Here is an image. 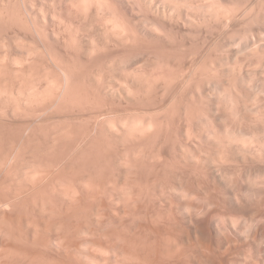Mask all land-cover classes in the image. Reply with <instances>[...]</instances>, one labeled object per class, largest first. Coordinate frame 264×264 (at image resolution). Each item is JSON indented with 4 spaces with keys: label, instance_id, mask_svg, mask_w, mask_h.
I'll use <instances>...</instances> for the list:
<instances>
[{
    "label": "rangeland",
    "instance_id": "1",
    "mask_svg": "<svg viewBox=\"0 0 264 264\" xmlns=\"http://www.w3.org/2000/svg\"><path fill=\"white\" fill-rule=\"evenodd\" d=\"M68 1L0 0V264H146L141 256L159 262L171 250L177 255L175 264H264V0H216L218 6L224 5L219 8L221 16H228L224 18L229 27L214 30L213 35L198 29L196 38L193 30L187 33L182 25L170 22L171 26L166 20L167 26L161 20L163 31H144V21H138L142 16L118 4L126 10L121 17L138 16L131 24L127 20L130 28L138 23L134 33L141 29L136 38L133 27L128 28L134 42L129 48L138 55L127 53L123 43L116 44L119 49L111 43L121 54L109 45L122 67L131 63L129 67L138 71L120 82L117 77L96 76L102 60L101 55L92 56L89 37L94 33L98 43L106 37L98 24L102 30L94 25L95 32L86 29L85 22L82 26L81 9ZM91 2L86 3H95ZM190 2L195 7L206 0ZM67 26L69 32L81 30L72 31L80 36L78 41L68 35ZM163 32H172V37L161 38ZM186 33L193 34V45ZM143 36L154 38V45ZM155 36L165 46H159ZM173 36L180 37L179 42L187 40L186 49H192L181 45L183 49H175L178 42ZM71 40L77 44L72 46ZM140 45L148 46L149 53ZM179 50L191 53L183 56ZM158 56L169 58L161 60L167 66L159 64ZM93 58L100 65L93 67L94 60L89 61ZM141 59L147 62L140 63ZM186 66L198 71L192 85L184 80L191 70ZM162 74H168L169 81ZM150 75L162 78L154 86L157 78ZM139 78L151 80L150 84ZM199 78L202 83L197 84ZM170 79L181 81L171 80L177 84L175 90ZM236 140L248 143L238 146ZM155 181L160 183L158 189L153 187Z\"/></svg>",
    "mask_w": 264,
    "mask_h": 264
},
{
    "label": "bare ground",
    "instance_id": "2",
    "mask_svg": "<svg viewBox=\"0 0 264 264\" xmlns=\"http://www.w3.org/2000/svg\"><path fill=\"white\" fill-rule=\"evenodd\" d=\"M66 1H68V0H65V2H66ZM88 1L91 2L90 0H88ZM96 1H97V0H95V1L92 0V2H95V3H93V4H91V5H89L90 3H88V5H87V3H86L87 0H81V1H78V0H69L68 2H70L71 5H70V4H69V5L72 6V8H74V9L77 8V9H76L77 11H78L79 9H81V10H79L78 12H80V14H82V16H79L80 14H77V15L80 17V20H79V21H82L81 19L84 20V21L81 22V23H82V24H81L82 26L86 23L87 26L84 25V26H86V29H88V28H89V29H90V28L93 29V26H94V25H95L96 29H99V30H102V29H103V32H102L101 34H104V36L106 37V38H105L106 40H105V39L103 38V36H102V38L104 39V41H103V42L99 41V43H100V44H99V43L97 42V41H98V40H97L98 38L93 37V34H94V33H93L92 36L90 35V37H89V38H90V42H91V44H92V45H91L92 48L89 47V46L87 45L88 47H87L86 49L88 50V48H89V49L91 48V49L94 50L93 52H91V54L93 53L92 56H96L97 54H98V56L101 55V56H99V57H101V58H99V57L97 56L96 59H97V60L100 59L99 61L102 60L101 62H102L103 64L105 63L104 65H103L102 63H101V65H100V64H99V63H100L99 61H96V63H95L94 58H93V59H89V61L94 60L93 62H94L95 64H93V62H92L93 67H94V65H96L97 63H98L101 67H102V65H103V68L97 66V67H99V68L102 69V70H100V71H101V72H100V71L98 70V68H97V70H98L99 72H97V75H96V74H95V75H96V76H99V77H103V79H105V80H107L106 78H108V77H112V78H116V77H117L118 80H119V82H120V81H122L121 78H122L123 76H127V77H125V78L128 80V78H129L128 76H131L132 74H134V73L137 71V70H136V71L134 72V69H132L133 66H132V67H129V65H130L131 63H130V64L128 63V64H129L128 67H127V65H126V67H122V66H124V64L121 66V65L119 64L120 61L117 62V60H119V55H118V54H115V53H114L115 51H114V52L112 51V49H115V48H116V46H117L116 44H118V43H120V44L123 43V45H122L123 48H124V47H125V48H127V47L129 48L130 45H131V47H133L132 44H130V43H133V45H134V42H130V37H129V36L131 35V34H129V31L131 32L130 29H131L133 26H131V28H130V27H129L130 25L128 26V22H129V21H127V20H129L131 17H130L129 19H128V17H126V16H125V17H126L127 19H125L124 16L121 17L122 14H123L122 12L126 11V10H124L123 8L119 7V6H121V5H122V7H125V8H127V9L131 7V8H130V9H131V12H134V9H135V14H133V15H134V16H135V15H138V16H142V17H140V19H139L138 16H137V17H136L137 19H136V18H133V19H136V20L139 19L138 21L143 20V21H144V24L141 23V21L139 22V23L143 24V26L141 25V27H142V28L144 27V31H145V30L150 31V30L152 29V30H151L152 33H153V30H155V31L157 32L158 29H159V31H160V30L163 31L162 28L165 27L164 25L167 26V23H168V22H169V23L172 22V24H173V23H177V24H179V25H182V27H183L184 29H187V33H188V32L190 33L191 30H193L192 33H194V31H195V30L198 31V29H204V30L207 31V33H212V32H214V30H215V32H216L217 29H218V30L223 29V30H220V31L222 32V31L226 30L227 27H229V26H228V23H230V22L227 23V21H229V20H227L226 17L228 18V16H226L225 14H224L223 16H221L223 10H221L219 7L223 8V6H224L223 3L221 2L223 6H221V5L218 6L216 0H215L214 4H213V1H214V0H213V1H212V0H209L210 3H208V5H207V1H208V0H206V3H204L206 6H204L203 3L199 2L200 5L202 4L203 7H205V8H203V7L201 6V10L199 9V11H200L201 13H200L199 11H196V10L198 9L197 7L200 6L199 4H198L199 6H198L197 4H195V7H194V5H192V6L190 5V6H189V5L187 4L188 1H189V2L191 1L190 3L193 4V3H192V0H188V1H187V0H179V2H178V0H175L174 3H173V1H171V0H117V1L112 0V1H108L107 3H106L107 0H106V1L104 0L105 3H102L101 0H100V1L98 0V1H97V4H96ZM199 1H200V0H199ZM201 1H203V0H201ZM204 1H205V0H204ZM211 1H212V2H211ZM217 1H218V3H219L221 0H220V1L217 0ZM222 1H223V0H222ZM79 2H80V4H81V2H82L83 5H79V4H78ZM92 2H91V3H92ZM109 2H111L110 4H112V2H113L114 5L112 4L113 6H111L110 4H108ZM114 2H116V3H114ZM118 2H119V3H118ZM193 2H194V0H193ZM195 2H196V0H195ZM195 2H194V3H195ZM190 3H189V4H190ZM196 3H198V2H196ZM211 3H212V4H211ZM66 4H67V3H65V5H66ZM85 4H86V5H85ZM94 4H95V5H94ZM115 4H116V5H115ZM118 4H121V5H118ZM209 4H211V7H208V6H210ZM251 4H253V2H252ZM69 5H68V6H69ZM117 5H118L119 8L117 7ZM196 5H197V6H196ZM212 5H213V6H214V5H217L218 8L216 9V7L214 6V7H215V9H214V7H212ZM66 6H67V5H66ZM90 6H91V7L94 6L93 8H95V6H96V8L93 10ZM250 6H252V5H250ZM254 6H255V5H254ZM89 7H90V8H89ZM113 7H115V8L117 7V8H116L117 10H118V9H122L123 11L119 10L120 13H118L119 11L117 12V10H116V9H113ZM192 7H194L195 9H194V8L191 9ZM206 7H207V8H206ZM132 8H133V9H132ZM199 8H200V7H199ZM202 8H203L204 10H206V11L209 9V10H210V12L208 13L209 16H210V15H214L215 17H214V16H212V17L215 19V22H216V20H217V22H216V23L213 22L214 19H212L211 16H210V18H211L212 20H211V19H210V20H207V18H208L209 16H208L207 12L204 11ZM225 8H226V7H225ZM67 9H68V8H67ZM130 9H128V10H130ZM211 9H212V10H211ZM218 9H220L221 11L218 10ZM251 9H252V8H250V10H251ZM71 10H72V9H71ZM136 10H137L138 12H136ZM193 10H195V11H193ZM214 10H217L218 12H217V11H214ZM225 10L229 11L228 9H225ZM246 10H248V9H246ZM68 11H69V10H68ZM73 11H74V10H73ZM81 11H82V13H81ZM115 11H116V12H115ZM203 11H204V12H203ZM213 11H214L215 13H214ZM227 11H226V12H227ZM70 12H71V11H70ZM78 12H77V13H78ZM129 12H130V11H129ZM194 12H195V13H194ZM198 12H199V15H200V16L198 15ZM219 12H220V13H219ZM226 12H225V13H226ZM229 12H230V11H229ZM233 12H234V11H233ZM233 12H232V13H233ZM241 12H242V14H243V12L245 13L244 10H242ZM246 12H247V11H246ZM248 12H249V11H248ZM248 12H247V13H248ZM75 13H76V12H75ZM116 13H118V14L116 15ZM121 13H122V14H121ZM125 13H126V12H125ZM127 13H128V12H127ZM136 13H137V14H136ZM138 13L141 14V15H139ZM196 13H197V14H196ZM223 13H224V12H223ZM232 13H231V14H232ZM239 13H240V12H239ZM68 14H69V13H68ZM72 14H73V13H72ZM219 14H220V15H219ZM226 14H228V13H226ZM237 14H238V13H236V15H237ZM120 15H121V16H120ZM123 15H124V14H123ZM128 15H129V14H128ZM128 15H127V16H128ZM228 15H229V14H228ZM232 15H234V13H233ZM232 15H229V18H230V16H232ZM239 15H241V14H238V16H239ZM78 16H77V18H78ZM129 16H130V15H129ZM220 16H221V18L223 17L222 20H221ZM224 16H226V17L224 18ZM119 17H120V18H119ZM143 17H144V19H142ZM198 17H202V18L199 19ZM206 17H207V18H206ZM234 17H236V16L234 15ZM234 17H231V18H234ZM62 18H63V17H61V19H62ZM73 18H75V17L73 16ZM197 18H198L199 21L201 20L199 23H197L198 21L196 22V19H197ZM133 19H132V20H133ZM225 19H226L227 21H225ZM234 19H235V18H234ZM234 19H233V20H234ZM64 20H65V18H64ZM64 20H63L62 22H64ZM73 20H75V19H73ZM132 20L130 19L129 24L133 23ZM161 20H164V23H165V20L168 21V22L164 24L163 21L161 22ZM223 20H224V21H223ZM242 20H244V18H243ZM242 20H241V22H242ZM263 20H264V19H263ZM204 21H205V24H204ZM207 21H208V22L210 21V22L212 23V25L215 23V24H216V27H214V25L212 26L210 23H209V25H208V24H207ZM72 22H73V21H72ZM76 22H77V21H76ZM83 22H85V23L83 24ZM134 22H135V21H134ZM239 22H240V19H239ZM239 22H238V24H239ZM261 22H262V21H261ZM263 22H264V21H263ZM65 23H66V22H65ZM169 23H168V24H169ZM243 23H244V22H243ZM62 24H63V23H62ZM69 24H72V25H73V23H70V22H69ZM76 24H77V23H76ZM96 24H98L97 26H98V27H101L102 29H101V28H97ZM134 24H135V23H134ZM163 24H164V25H163ZM170 24H171V23H170ZM172 24H171V26H172ZM232 24H233V23H232ZM244 24H245V23H244ZM261 24H262V23H261ZM261 24L259 23L260 27H261ZM67 25H68V24H67ZM78 25H79V24H78ZM78 25H77V26H78ZM132 25H133V24H132ZM137 25H138V23H137ZM137 25H136V26H137ZM201 25H202V26H201ZM203 25H204L205 27H203ZM229 25H230V24H229ZM69 26H71V25H69ZM73 26H75V24H74ZM73 26H71V27L73 28ZM77 26H76V27H77ZM136 26H135V28H136ZM139 26H140V24H139ZM161 26H163V27L161 28ZM169 26H170V25H169ZM171 26H170V27H171ZM196 26H198V27L201 26V27L198 28V27H196ZM233 26H234V25H233ZM235 26H236V25H235ZM237 26H238V25H237ZM239 26H240V25H239ZM239 26H238V27H239ZM76 27H75V28H76ZM87 27H88V28H87ZM95 27H94V29H95ZM137 27H138V26H137ZM173 27H174V26H173ZM182 27H180V28H182ZM202 27H203V28H202ZM262 27H263V25H262ZM67 28H69V27L67 26V27H66V30H67ZM78 28H81V27L78 26ZM78 28H76L77 31L74 29V30L76 31V33L79 31L77 34L81 33V32H80L81 30H78ZM83 28H84V27H83ZM128 28H130V29H128ZM135 28L133 27V29H134L135 31H133V32H131V33L136 32V29H137V28H136V29H135ZM160 28H161V29H160ZM174 28H175V27H174ZM183 28H182V29H183ZM195 28H196V29H195ZM224 28H225V29H224ZM241 28H242V27H241ZM94 29H93V31L95 32L96 29H95V30H94ZM133 29H132V30H133ZM139 29H140V28H139ZM139 29H138V30H139ZM166 29H167V28H166ZM169 29H170V31H171V29H172V31H173V28H168V31H169ZM235 29H237V28H235ZM239 29H240V27H239ZM250 29H251V28H250ZM262 29H263V28H262ZM68 30H69V29H68ZM68 30H67V32H69ZM74 30L71 29V31H70L71 34L74 33V32H72V31H74ZM84 30H85V29H84ZM90 30H91V29H90ZM99 30H97V31H99ZM138 30H137V31H138ZM140 30H141V29H140ZM140 30H139V31H140ZM175 30H177V29H175ZM178 30H179V29H178ZM178 30H177V31H178ZM188 30H190V31H188ZM230 30H231V28H230ZM233 30H234V29H233ZM252 30H253V32H255L254 29H251L250 31H252ZM85 31H87V30H85ZM85 31H83V32H85ZM88 31H89V30H88ZM93 31H92V32H93ZM97 31H96V32H97ZM139 31H138L137 33H139ZM142 31H143V29H142ZM179 31H180V30H179ZM182 31H183V30H182ZM70 32H69L68 35H69L70 37H75L74 42L78 41L77 39H80V38H79L80 36H77L76 34H72L73 36H71V35H70ZM92 32H91V33H92ZM160 32H161V31H160ZM160 32H159V33H160ZM164 32H166V31L164 30ZM164 32L161 33V34H163V35H161V38H162L163 36L166 37L165 34H167V37H169V36L172 37V36H171V35H172V32H171V34H170V32H169V34H168V33H164ZM199 32H201V30H200ZM199 32L197 33L198 35H199ZM204 32H205V31H204ZM204 32H203V35L206 34V33L204 34ZM89 33H90V31H89ZM99 33H100V32H99ZM137 33H134L135 35H132V36H135V37H136V34H137ZM141 33H142V32H141ZM143 33H144V32H143ZM175 33H176V32H175ZM175 33H174V34H175ZM179 33H181V32H179ZM183 33L185 34V31H184ZM187 33H186V36L190 35V34L187 35ZM195 33H196V32H195ZM195 33H194V37H195ZM82 34H84V33H82ZM86 34L89 35L88 32H87ZM144 34H145V33H144ZM144 34H143V35H144ZM148 34H149V33H148ZM156 34H157V33H156ZM177 34H178V33H177ZM184 34H183V35H184ZM139 35L141 36V34H139ZM139 35H138V40H139ZM146 35H147V34H146ZM191 35H192V37H191V36H188L189 39H190V38L193 39V34H191ZM200 35L203 37V39L205 38V37L202 35V32H201ZM211 35H213V33H212ZM211 35H208V36H211ZM218 35H219V34H218ZM76 36H77V38H76ZM95 36H97V34H95ZM109 36H115V38H116L117 40H120V38H121V40H120V41H114V39H115L114 37H112V38H114L113 40H112V39L109 40V38H110ZM144 36H145V35H144ZM144 36H143L142 38L144 39V41H147L148 38H146V40H145ZM147 36H148V35H147ZM177 36H178V35H177ZM177 36H176V37H177ZM184 36H185V35H184ZM205 36H206V35H205ZM67 37H68V36H67ZM83 37L85 38V36H83ZM87 37H88V36H87ZM98 37H99V35H98ZM145 37H146V36H145ZM149 37H150V36H149ZM152 37H153V36H152ZM170 37H169V39H170ZM173 37L175 38V36H173ZM188 37H187V38H188ZM196 37H197V36H196ZM196 37H195V38H196ZM198 37H199V36H198ZM202 37H201V39H202ZM211 37H212V36H211ZM84 38H83V39H84ZM118 38H119V39H118ZM133 38H134V37H133ZM136 38H137V37H136ZM136 38H135V39H136ZM159 38H160V37H159ZM159 38L157 39V37L155 36V39L159 40ZM177 38H178V37H177ZM179 38H180V37H179ZM179 38H178V39H179ZM183 38H185V37H183ZM187 38H186V39H187ZM206 38H207V36H206ZM68 39H69V37H68ZM68 39H67V41H68ZM70 39H73V38H70ZM85 39H86V38H85ZM87 39H88V38H87ZM99 39H100V38H99ZM107 39H108V40H107ZM140 39H141V38H140ZM143 39H142V40H143ZM149 39H150V40H148V41H151V39H154V38H151V37H150ZM163 39H164V37H163ZM166 39H168V38H166ZM166 39H165V40H166ZM175 39H176V38H175ZM178 39H176L178 43L174 42V43H176V45L178 44L177 46L174 44V45L176 46L175 49H177L178 46H179V48H182L183 46H185V49L188 48L187 45L189 44V42H188L187 40L184 39L183 41L180 40V42H179ZM189 39H188V40H189ZM209 39H210V38H209ZM81 40H82V39H81ZM96 40H97V41H96ZM131 40H132V39H131ZM133 40H134V39H133ZM161 40H162V39H161ZM165 40H164V43L166 42ZM172 40L174 41V39H172ZM194 40H195V39H193L192 41L190 40V43L192 44V42H193ZM204 40L208 41L207 39H204ZM211 40H213V37L211 38ZM259 40H260V39H259ZM71 41H72V46H73V43H74V42H73V40H71ZM84 41H85V40H84ZM84 41H83V42H84ZM107 41H109L110 43L107 42ZM135 41H137V40H135ZM169 41H170V40H169ZM173 41H171V42H173ZM181 41H182V42H181ZM185 41H186V43H185L186 45H184V43H183V42H185ZM197 41H199V40H196V43H197ZM202 41H203V40H202ZM202 41H200V42H202ZM80 42H81V41H80ZM129 42H130V43H129ZM137 42H138V41H137ZM137 42H136V43H137ZM141 42H143V41H141ZM141 42H140V43H141ZM151 42H152V41H151ZM153 42H154V40H153ZM153 42L151 43L152 45H154ZM159 42H160V40H159ZM159 42L156 41L157 44H158ZM162 42H163V41H162ZM167 42H168V41H167ZM194 42H195V41H194ZM204 42H205V41H204ZM210 42H211V41H210ZM259 42H260V41H259ZM67 43H69V42H67ZM78 43H79V42H78ZM87 43H88V42H87ZM111 43H112V44L114 43V44L116 45V46L114 45L115 48H112V47H111V46H112ZM140 43H138V44H140ZM149 43H150V42H149ZM149 43H148V44H149ZM169 43H170V42H169ZM196 43H194V44H196ZM202 43H203V42H202ZM205 43L207 44L208 42H205ZM260 43H262V41H261ZM260 43H258V45H259ZM74 44H77V43H74ZM79 44H80V43H79ZM79 44H78L77 46H79ZM110 44H111V45H110ZM138 44H137V45H138ZM148 44H146V45H148ZM160 44L163 45V43L160 42V43H159V46H161ZM165 44H166V43H165ZM198 44H199V42H198ZM206 44H205V45H206ZM251 44H252V43H251ZM66 45H67V44H66ZM69 45H70V43H69ZM80 45H81V44H80ZM109 45H110V47L112 48L111 50H110ZM143 45L145 46V43H144ZM143 45H140L141 48L144 47ZM180 45H181L182 47H181ZM189 45H190V44H189ZM192 45H193V44H192ZM202 45H204V43H203ZM255 45H257V44H255ZM258 45H257V46H258ZM75 46H76V45H75ZM82 46H83V45H82ZM82 46H80V47L82 48ZM114 46H113V47H114ZM135 46H136V45H135ZM140 46H139V47H140ZM148 46H149V45H148ZM148 46H146V48H147ZM155 46H158V45H155ZM159 46H158V47H159ZM163 46H165V45H163ZM163 46H162V47H163ZM167 46H168V45H167ZM167 46H166V47H167ZM170 46H171V44H170ZM196 46H197V45H196ZM200 46H201V45H199L198 48H200ZM249 46H250V45H249ZM84 47H85V45H84ZM117 47H118V46H117ZM119 47H121V46H119ZM119 47L116 48V49H119ZM136 47H137V46H136ZM150 47H151V46H150ZM150 47H149V48H150ZM173 47H174V46H173ZM190 47H191V46H190ZM190 47H189V48H190ZM202 47H203V46H201V48H202ZM251 47H252V46H251ZM253 47H254V46H253ZM69 48H70V47H69ZM76 48H77V47H76ZM128 48H127V49H128ZM137 48H138V47H137ZM137 48H136V50H140V49H137ZM144 48H145V47H144ZM144 48H143L142 50H144ZM146 48H145V50H146ZM152 48L154 49V47H152ZM159 48H160V47H159ZM193 48H194V47H193ZM198 48H197V49H198ZM248 48H249V47H248ZM74 49H75V48H74ZM78 49H79V47H78L76 50H78ZM91 49H90V51H92ZM95 49H96V50H95ZM116 49H115V50H116ZM120 49H121V48H120ZM132 49H133V48H132ZM134 49H135V47H134ZM147 49H148V48H147ZM165 49H166V48H165ZM169 49H173V50H174V48H169ZM182 49H183V48H182ZM191 49H192V48H191ZM191 49H186V50H191ZM72 50H73V49H72ZM83 50H84V49H83ZM124 50H125V49H124ZM124 50H122V52H123ZM149 50H150V49H149ZM155 50H156V49H155ZM167 50H168V48H167ZM173 50H171V51L173 52ZM180 50H181V49H180ZM180 50H179V53H180ZM186 50H185V52H184L185 54L182 52L184 55H186V53L189 52V51L186 52ZM195 50H196V49H195ZM200 50H201V49H200ZM80 51H81V52H80V54H81L83 51H82L81 49H80ZM84 51H85V50H84ZM116 51L118 52L119 50H116ZM120 51H121V50H120ZM120 51H119V52H120ZM129 51H131L130 48H129V50H128L127 53H130ZM132 51H133V50H132ZM132 51H131V52H132ZM150 51H151V50H150ZM158 51H160V49L157 50V52H158ZM161 51H162V48H161ZM161 51H160V52H161ZM163 51H165V50H163ZM174 51H175V50H174ZM176 51H177V52H176V54H177V53H178V50H176ZM119 52H118V53H119ZM125 52H126V51H125ZM133 52H135V51H133ZM141 52H142V51H141ZM144 52H145V51H143V53H144ZM146 52H148V50H146ZM146 52H145V53H146ZM157 52H155V53H153V54H157ZM160 52H159V53H160ZM194 52H195V51H194ZM196 52H197V51H196ZM196 52H195V54H197ZM76 53H77V52H76ZM76 53H75L74 55H76ZM88 53H89V52H88ZM102 53H103V54H102ZM137 53L139 54L140 52H137ZM148 53H149V52H148ZM162 53H163V55H164V54L167 53V52L165 51V53H164V52H162ZM168 53H169V52H168ZM182 53H180V54H182ZM190 53H191V51H190ZM190 53H188V54H190ZM192 53H193V52H192ZM77 54H78V53H77ZM94 54H96V55H94ZM120 54H121V52H120ZM123 54H124V53H122V57H126V56H127V55H125V54H124V56H123ZM135 54H136V52H135ZM138 54H136V55H138ZM146 54H147V53H146ZM172 54L174 55V53H172ZM183 54H182V55H183ZM83 55H84V54H83ZM85 55H86V54H85ZM88 55H89V54H88ZM160 55H161V54H160ZM160 55H159V56H160ZM165 55H166V54H165ZM170 55H171V54H170ZM170 55H168V57H169ZM184 55H183V56H184ZM191 55H192V54H191ZM193 55H194V54H193ZM197 55H198V54H197ZM197 55H196V56H197ZM128 56H129V55H128ZM141 56H145V55H142V54H141ZM148 56H149V55H147V57H148ZM152 56H153L154 58H156V60H157V56H156V55H155L156 57H155L154 55H152ZM159 56H158V57H159ZM178 56H179V54H178ZM178 56H176L175 58H177ZM183 56L180 55V57H182V58H183ZM187 56H188V55H187ZM196 56H194V57L197 59ZM122 57H121V58H122ZM139 57H140V56H139ZM145 57H146V56H145ZM161 57H162V56H161ZM166 57H167V56H166ZM168 57L165 58V59H168V60H169L170 57H169V58H168ZM191 57H192V56H191ZM90 58H91V56H90ZM98 58H99V59H98ZM136 58H138V57H136ZM149 58H150V56H149ZM163 58H164V57H163ZM163 58L161 59V58L159 57V64L161 63V65H164V67H165V66H167V65H165L166 63L164 64V62L161 61V60H163ZM171 58H172V56H171ZM175 58H174V59L172 58V59L175 60ZM186 58H188V57H186ZM128 59H129V58H128ZM128 59H127V62H128ZM134 59H135V58H134ZM152 59H153V58H152ZM172 59H171V60H172ZM189 59H190V61H191L192 58L189 57ZM189 59H188V60H189ZM122 60H125V59H122ZM136 60H137V59H136ZM142 60H143V59L140 60V63L144 62L146 59L143 60V61H142ZM149 60H150V59H149ZM156 60H155V61H156ZM168 60H163V61L166 62V61H168ZM171 60H170V62H171ZM180 60H182L181 62H183V60H185V59H180ZM138 61H139V60H138ZM138 61H137V62H138ZM141 61H142V62H141ZM150 61H151V60H150ZM150 61H148V62H149V65H152V64H150ZM155 61H154V62L152 61V63L154 64ZM160 61H161V62H160ZM192 61L195 62V59L193 58ZM196 61H197V60H196ZM132 62L134 63L135 61H132ZM137 62L135 63V66H137L136 64H139V63H137ZM145 62H147V60H146ZM156 62H158V61H156ZM170 62H169V63H170ZM175 62L179 63V65L182 66V65H181L182 63L180 64L179 60L177 61V59H176ZM162 63H163V64H162ZM167 63H168V62H167ZM189 63H190V62H189ZM189 63H188V62L186 63V61H185V65H186V64L188 65ZM121 64H122V62H121ZM125 64H127V63H125ZM159 64H158L159 67H163V66H161V65H159ZM171 64L174 65V62L171 63ZM190 64H191V63H190ZM193 64L195 65V63H192L191 66H193ZM88 65L90 66V62H89ZM88 65H86V66L88 67ZM92 65H91V68H92ZM145 65H146V64H145ZM155 65H156V63H155ZM169 65H170V64H169ZM175 65H176V64H175ZM175 65H174V66H175ZM179 65H177V66L179 67ZM140 66H141V65H140ZM142 66H143V64H142ZM189 66H190V65H189ZM95 67H96V66H95ZM138 67H139V66H138ZM146 67H147V66H146ZM149 67H150V66H149ZM156 67H157V65H156ZM156 67H155V68H156ZM164 67H163V69H164ZM168 67H169V66H168ZM168 67H167V69L169 70V68L171 67V65H170L169 68H168ZM183 67H184V64H183ZM130 68H131V69H130ZM139 68H141V67H139ZM147 68H148V67H147ZM147 68H145V69H147ZM153 68H154V66H153ZM180 68H182V67H180ZM186 68H189V67L186 66ZM190 68H191V67H190ZM190 68L188 69V71L190 70ZM95 69H96V68H95ZM135 69H136V68H135ZM145 69H144V70H145ZM150 69L152 70V68H150ZM157 69H158V68H156V70H157ZM159 69H160V68H159ZM159 69H158V71H159ZM165 69H166V68H165ZM171 69L174 70V69H176V68H172V67H171ZM194 69H195V66H194ZM91 70H92V69H91ZM93 70H94V68H93ZM93 70H92L91 72H93ZM141 70H142V69H141ZM151 70H150V71H151ZM156 70H155V71H156ZM160 70H162V68H161ZM168 70H167V71H168ZM178 70H179V68H178ZM186 70H187V69H186ZM61 71H62V69H61ZM89 71H90V69H89ZM89 71H88V72H89ZM94 71H96V70H94ZM145 71H146V70H145ZM163 71H164V70H163ZM163 71H162V72H163ZM175 71H176V70H175ZM182 71H184V70H181V73L183 74ZM196 71H197V70H193V67H192L191 70H190V73L187 74V77H186V75H184V74H183L184 76L182 75L183 78L186 77V79L184 78V80H186L188 84H189V82H190V84H191V81L193 80ZM64 72H65V71H64ZM133 72H134V73H133ZM137 72H138V71H137ZM141 72H142V71H141ZM146 72H148V71H146ZM160 72H161V71H159V73H160ZM168 72H170V71H168ZM168 72H167V73H168ZM171 72H172V71H171ZM184 72H185V71H184ZM197 72H198V71H197ZM150 73H151V72H150ZM152 73H153V72H152ZM152 73H151V74H152ZM159 73H158V74H159ZM172 73H174V72H172ZM178 73L180 74L179 71H178ZM178 73H176L175 75H178ZM185 73H187V72H185ZM87 74H88V73H87ZM89 74H90V73H89ZM92 74H93V73H92ZM100 74H101V76H100ZM137 74H138V73H137ZM139 74H141V73H139ZM143 74H144V73H143ZM158 74H157V76H158ZM164 74H165V72H164ZM164 74H162V75H164ZM169 74H170V73H169ZM196 74L198 75V73H196ZM65 75H66V74H65ZM141 75H142V74H141ZM141 75H140V77H141ZM144 75H145V74H144ZM148 75H149V74H148ZM166 75L168 76V74H166ZM166 75H164V76L166 77ZM203 75L206 76L205 73H203ZM207 75H208V74H207ZM209 75H210V74H209ZM66 76H68V75H66ZM89 76H90V75H89ZM91 76H92V75H91ZM93 76H94V75H93ZM96 76H95V77H96ZM136 76H139V75H136ZM142 76H143V75H142ZM152 76L154 77L155 75H152ZM152 76L150 75L151 78H152ZM159 76H161V75H159ZM169 76H171V74H170ZM173 76H174V75H173ZM182 76H181V77H182ZM99 77H98V78L96 77V79H99ZM105 77H106V78H105ZM119 77H120L121 80L119 79ZM147 77H148V76H145V79H146ZM174 77H175V76H174ZM178 77H179V76H178ZM178 77H177V78H178ZM181 77H180V79H181ZM66 78H67V77H66ZM69 78H70V76H69ZM112 78H110L109 80H110V81H113V80L115 81V79L111 80ZM117 78H116V80H117ZM130 78H131V77H130ZM136 78H137V77H136ZM136 78H133V79H136ZM154 78H157V77H154ZM154 78H153V79H154ZM158 78L161 79L162 77H158ZM158 78H157V79H154V82H155V84H153L154 86L156 85V82H157L156 80H158ZM169 78H172V77H169ZM207 78H210V77H207ZM143 79H144V78H143ZM145 79H144V81H145ZM147 79H149V77H148ZM166 79H168V78L166 77ZM101 80H102V79H101ZM101 80H100V81H101ZM105 80H104V81H105ZM123 80H124V77H123ZM138 80L143 81V80H141L140 78L137 79V81H138ZM171 80H172V82H173V80H175V79H170V83H171ZM178 80H179V79H178ZM178 80H175V82L178 81ZM196 80H197V79H196ZM199 80H200V78H199ZM199 80H198V82L196 81L197 84H198V83H199V84L202 83V81H201V80L199 81ZM69 81H70V79H69ZM102 81H103V80H102ZM144 81H143V82H144ZM147 81H148V80H147ZM147 81H145V82H147ZM149 81H151V80H149ZM149 81H148V82H149ZM159 81H160V80H159ZM159 81H158V82H159ZM164 81H165V79H164ZM168 81H169V79H168ZM179 81H180V80H179ZM208 81H209V83H211L210 80H208ZM192 82H193V81H192ZM67 83H68V82H67ZM139 83H140V82H139ZM151 83H152V82H151ZM166 83H168V82L166 81ZM179 83H181V81H180ZM179 83H178V84H179ZM209 83H207V84H209ZM143 84H144V83H143ZM147 84H148V83H147ZM147 84L145 83L144 85H147ZM149 84H150V82H149ZM172 84H173V83H171V84H169V85H172ZM174 84H175V83H174ZM190 84H189V85H190ZM193 84H194V83H193ZM204 84H205L204 86H206V83H204ZM65 85H66V84H65ZM140 85H141V84H140ZM169 85H168V86H169ZM182 85H183V84H182ZM184 85H185V84H184ZM191 85H192V84H191ZM194 85H195V84H194ZM151 86H152V85H151ZM164 86H165V85H164ZM172 86H173V85H172ZM174 86H175V85H174ZM174 86H173V87H174ZM176 86H177V84H176ZM176 86H175V87H176ZM202 86H203V85H202ZM66 87H67V85H66ZM166 87H167V86H166ZM166 87H163V89L166 88ZM173 87H171V88H173ZM175 87L173 88V90H175ZM185 87H186V86H185ZM191 87H192V86H191ZM199 87H200V85H199ZM199 87H198V88H199ZM140 88H142V87L140 86ZM145 88H146V86H145ZM152 88H153V87H152ZM171 88H170V89H171ZM176 88H177V87H176ZM178 88H180V87H178ZM181 88H182V87H181ZM186 88H187V87H186ZM193 88H194V86H193ZM193 88H192V89H193ZM196 88H197V86H196ZM196 88H195V89H196ZM202 88H203V87H202ZM208 88H209V87H208ZM210 88H211V85H210ZM67 89H68V87H67ZM148 89H149V88H148ZM184 89H185V88H184ZM184 89H183V90H184ZM192 89H191V91H194V90H195V89H194V90H192ZM164 90H165V89H164ZM168 90H169V89H166L167 93L171 94L170 92H168ZM186 90H187V91H188V90L190 91V88H189V89H186ZM65 91H66V90H65ZM142 91H143V90H142ZM148 91H149V90H148ZM154 91H156V90H153V92H154ZM177 91H178V89H177ZM195 91L197 92V90H195ZM200 91H201V89H200ZM203 91H204V90H203ZM209 91H210V90H209ZM143 92H144V91H143ZM146 92H147V90L145 91V93H146ZM150 92H151V91H150ZM183 92H184V91H183ZM151 93H152V92H151ZM164 93H166V92H164ZM178 93H179V91L177 92V94H178ZM180 93H182L181 90H180ZM185 93H186V92H185ZM192 93H193L194 96H197V93H196V95L194 94L195 92H192ZM147 94H148V93H147ZM147 94H146V96H147ZM149 94H150V93H149ZM177 94L175 93V95H177ZM186 94H187V93H186ZM188 94H189V93H188ZM202 94H203V92H202ZM178 95H179V94H178ZM180 95H181V94H180ZM180 95H179V96H180ZM184 95H185V94H184ZM182 96H183V95H182ZM184 97H185V96H184ZM187 97H188V96H187ZM192 97H193V96H192ZM193 98H194V97H193ZM210 137H211V136L208 135L206 139H209ZM233 142L236 143L237 140H236V141H233ZM235 143H233V144H235ZM239 143H241L242 145H246L248 142H243V141L237 142V145H238V146L240 145ZM235 145H236V144H235ZM242 145H241V146H242ZM262 148H263V147H262ZM243 154H245V153H243ZM241 155H242V154H241ZM244 158H245V157H243V159H244ZM256 172H257V171H256ZM261 172L264 173V171H261ZM261 172H259V173H261ZM259 173H258V174H259ZM258 174H257V175H258ZM253 175H255V173H254ZM253 175H252V176H253ZM257 175H256V176H257ZM259 175L261 176V174H259ZM259 175H258V176H259ZM262 176H263V174H262ZM258 178L260 179L261 177H258ZM258 178H257V177H255V178L252 177L251 180L255 179V181L257 182L256 179H258ZM263 178H264V177H262V179H263ZM249 180H250V179H249ZM251 180H250V181H251ZM250 181L248 182L249 184H251ZM260 181H261V179H260ZM256 182H254V183H256ZM258 182H259V181H258ZM248 183H247V184H248ZM252 183H253V182H252ZM159 184H160L159 181H155V182L153 183V185H155V186H153V187L158 189L159 186H160ZM262 184H263V183H262ZM162 186H163V185H162ZM253 186H255V185L253 184ZM253 186H252L251 188H253ZM261 186H262V185H260V187H261ZM258 187H259V186H258ZM260 187H259V188H260ZM263 188H264V187H263ZM253 189H254V188H253ZM256 190H258V189L256 188ZM261 190H262V189H261ZM177 191H179V189H177ZM263 191H264V189H263ZM261 192H262V191H261ZM259 193H260V192H259ZM263 195H264V194H263ZM225 219H226V218H224L223 220H225ZM225 221H226V220H225ZM220 222H221V221H220ZM221 223H222V222H221ZM231 223H234V221L231 222ZM237 223H238V222H237ZM225 224H226V222H225ZM218 225H219V223H218ZM236 225H237V224H236ZM229 227H230V226H229ZM232 227H233V224H232ZM239 227H240V228H239ZM239 227H238V229H241V226H239ZM227 229H228V228H227ZM227 229H226V230H227ZM234 229H237V228H234ZM239 231H240V230H239ZM236 232H237V231H236ZM242 232H243V231H241V235H242ZM223 234H224V232H223ZM238 234H240V233H238ZM131 235H132V234H130V236H131ZM243 235H244V234H243ZM243 235H242V236H243ZM109 236H110V235H109ZM112 236H114V235H112ZM239 236H240V235H239ZM131 237H132V240H133V241L136 240V238L133 237V235H132ZM131 237H130V238H131ZM244 237H245V236H244ZM244 237H243V239H244ZM254 237H255V236H254ZM113 238H114V237H113ZM227 238H228V237H227ZM247 239H248V238H247ZM253 239H254V238H253ZM144 240H146V238H144ZM246 241H247V240H246ZM250 241H251V240H250ZM248 243H249V239H248ZM257 251H258V250H256V253H257ZM256 253H255V254H256ZM256 255H257V254H256ZM256 255H254V256H256ZM176 257H177V255H176V254H173V252H172V250H171V252H169L168 254H166L164 257L160 258V259H159V262H158L157 260H154L153 258H151V257L148 256V255H143V256H141L140 259H141L143 262H145L146 264H175ZM253 258H255V257H253ZM258 258H259V257H258ZM211 259H212V258H211ZM256 259H257V257H256ZM247 260H248V259H247ZM252 260H253V259H252ZM254 260H255V259H254ZM260 260H261V259H260ZM250 261H251V260H250ZM256 261H257V260H256ZM245 262H246V261H245ZM262 262H263V261H262ZM262 262H261V263H262ZM241 263L243 264V262H241ZM249 264H250V263H249ZM257 264H258V263H257Z\"/></svg>",
    "mask_w": 264,
    "mask_h": 264
}]
</instances>
